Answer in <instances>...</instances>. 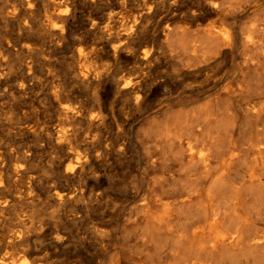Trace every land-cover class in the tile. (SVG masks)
<instances>
[{"label":"rangeland","instance_id":"374dc122","mask_svg":"<svg viewBox=\"0 0 264 264\" xmlns=\"http://www.w3.org/2000/svg\"><path fill=\"white\" fill-rule=\"evenodd\" d=\"M147 1L0 0V232L31 212L25 243L49 264H187L180 234L234 196L264 223V55L247 41L264 0ZM222 24L230 42L207 32Z\"/></svg>","mask_w":264,"mask_h":264},{"label":"bare ground","instance_id":"6f19581e","mask_svg":"<svg viewBox=\"0 0 264 264\" xmlns=\"http://www.w3.org/2000/svg\"><path fill=\"white\" fill-rule=\"evenodd\" d=\"M125 1V0H124ZM151 1V0H150ZM159 1V0H158ZM157 1V2H158ZM163 1V0H162ZM160 1V2H162ZM206 1V0H204ZM156 2V3H157ZM159 2V3H160ZM166 2V0H165ZM164 2V3H165ZM171 2V1H170ZM174 2H176L174 0ZM121 3V2H119ZM128 3V2H127ZM158 3V4H159ZM204 3V2H203ZM231 0H208L206 2V6L208 7L207 10H213V11H218L219 9L224 8L225 6H230L232 5ZM157 4V6H158ZM163 4V3H162ZM235 4V3H234ZM122 5V4H121ZM124 5V4H123ZM145 5H147V10L146 12H149L151 10V3H149L147 0H145ZM169 5V4H168ZM177 5V4H176ZM179 6V5H178ZM154 7V6H152ZM227 7V8H228ZM40 8V7H39ZM157 8V7H156ZM137 9V8H136ZM150 9V10H149ZM155 9V8H154ZM162 9V8H161ZM177 9V8H176ZM229 9V8H228ZM167 10V8H166ZM165 10V12H166ZM162 11V10H161ZM221 11V10H220ZM108 12V11H107ZM136 12V11H135ZM163 12V13H165ZM197 12V10H196ZM211 12V11H210ZM222 12V11H221ZM195 13V11H194ZM225 13V12H224ZM31 14V13H30ZM150 14V12H149ZM193 14V13H192ZM35 15V14H34ZM111 15V14H110ZM145 15V14H144ZM143 14H140L139 18L144 16ZM195 15V14H194ZM106 16V14H105ZM26 18V17H25ZM43 19V18H42ZM109 20H111L109 18ZM166 20V19H165ZM53 21V20H52ZM104 22V21H103ZM106 22V21H105ZM104 22V23H105ZM108 22V21H107ZM107 22L105 24H107ZM94 23V22H93ZM126 23V22H125ZM137 19H134V24L132 23L129 27V32L132 33L137 27H138ZM162 23V22H161ZM165 23V22H163ZM57 24V22H56ZM92 25V24H91ZM109 25V24H108ZM142 26V24H140ZM162 25V24H161ZM106 26V25H105ZM104 26V28H105ZM13 27V26H12ZM25 27V26H24ZM41 27V26H40ZM163 29L166 32L171 31V25H163ZM57 28V27H56ZM62 28V27H61ZM60 28V29H61ZM93 28V27H92ZM140 28V27H138ZM257 34L253 35L254 32H250V34L247 37L248 42L252 43H259L260 50H262V53L264 55V23L263 22H258L257 23ZM176 29V28H175ZM140 30V29H139ZM95 31V30H94ZM137 31V30H136ZM128 32V33H129ZM207 32L209 35L216 36L217 39H220L222 42H230L233 37H232V32L229 27L226 25H221L219 28L215 26H211L207 28ZM60 33V32H59ZM177 33V31H176ZM166 34V33H165ZM135 35V34H134ZM170 35V34H168ZM61 36V35H60ZM132 36V35H131ZM113 40V39H112ZM114 42V41H113ZM188 43V42H187ZM199 45V44H198ZM258 47V46H256ZM80 50V49H79ZM78 51V50H77ZM81 52H83L81 50ZM176 52V51H175ZM2 53V52H1ZM2 55V54H1ZM3 56V55H2ZM254 60V57H252ZM251 59V58H250ZM258 60V58H256ZM251 61V60H250ZM260 61V60H259ZM90 62V61H89ZM258 62V61H256ZM261 62V61H260ZM25 63V62H24ZM88 64V63H87ZM91 64V63H90ZM261 64V63H260ZM86 65V64H85ZM10 66V65H9ZM260 66V65H259ZM17 67V66H16ZM108 69V68H107ZM2 71H4L2 69ZM13 71V70H12ZM2 74V73H1ZM96 74V73H95ZM5 76V75H4ZM7 76V75H6ZM84 79V78H83ZM138 84V83H137ZM199 84V83H198ZM57 91V90H56ZM255 92V91H254ZM260 92V91H259ZM262 93V92H260ZM263 94H260L261 96ZM258 96V95H257ZM151 97V96H150ZM97 99V98H96ZM256 98H248L246 102V110L251 113H255L256 110H258L259 105L258 103L260 100H255ZM104 100V99H103ZM107 102V101H106ZM113 106V105H112ZM91 108V107H90ZM112 109V108H111ZM114 115V114H113ZM43 118V117H42ZM47 120V119H46ZM51 123V122H50ZM181 124V123H180ZM202 129V128H201ZM170 130V129H169ZM155 135V134H154ZM143 136V135H142ZM63 137V136H62ZM144 137V136H143ZM50 138V137H49ZM173 139V138H172ZM216 141V140H215ZM175 144V143H174ZM198 146V145H197ZM264 146V145H263ZM196 148V146H194ZM260 147V146H259ZM262 147V146H261ZM192 150L190 152L191 156L192 155H197L203 164L207 166L210 163L211 159V148L202 146L197 147L198 149H193V147H190ZM188 149V148H187ZM262 150V149H261ZM189 152V151H188ZM189 155V154H188ZM190 157V156H189ZM193 157V156H192ZM190 157V158H192ZM4 158V157H3ZM174 161V160H173ZM200 161V162H201ZM73 166V165H72ZM75 167V166H74ZM184 167V166H183ZM187 167V166H186ZM242 167V166H241ZM13 167H9V169ZM7 169V168H6ZM5 169V170H6ZM249 169V168H248ZM8 170V169H7ZM14 169L13 171H15ZM12 171V172H13ZM258 171V170H257ZM256 171L255 168L251 171L250 175L253 178H256L258 176V172ZM250 172V171H249ZM16 173V172H15ZM1 174V173H0ZM3 174V173H2ZM12 174V173H11ZM16 175V174H15ZM14 175V176H15ZM3 176V175H2ZM8 177V175H6ZM9 176H11L9 174ZM4 177V176H3ZM10 178V177H9ZM223 178V177H222ZM1 179V178H0ZM251 179V178H250ZM249 179V180H250ZM251 179V180H252ZM223 180V179H222ZM255 180V179H253ZM261 181V180H259ZM219 182V181H218ZM257 183V180H255ZM225 183V182H224ZM160 184V183H159ZM219 184V183H218ZM241 184V183H240ZM252 184V182H251ZM237 185V184H236ZM1 186V185H0ZM213 186V185H212ZM223 187V186H222ZM17 188V187H16ZM15 188V189H16ZM216 188V187H214ZM228 188V187H227ZM6 189V188H5ZM160 189V188H159ZM234 189V188H233ZM232 189V190H233ZM240 189V188H239ZM238 188H235V194L238 197L239 194H241L240 190ZM212 190L209 191V196H213L214 191ZM220 190V188H219ZM231 190V189H230ZM217 192V188H216ZM221 192V190H220ZM219 192V193H220ZM11 193V192H10ZM65 193V192H64ZM189 193V192H188ZM187 193V194H188ZM200 193V192H199ZM218 193V194H219ZM217 194V193H216ZM232 194L233 191H232ZM264 194V193H263ZM63 194H60L62 197ZM66 195V194H65ZM197 195V193H196ZM199 195V194H198ZM224 195V194H223ZM186 196V195H185ZM190 196V195H189ZM200 196V195H199ZM181 197V196H180ZM197 197V196H196ZM195 197V198H196ZM230 197V196H229ZM228 197V198H229ZM233 197V196H232ZM231 197V198H232ZM263 197V196H262ZM59 198V197H58ZM177 198V196H176ZM179 198V197H178ZM183 200L181 202L185 201L186 199L182 197ZM187 198V197H186ZM189 198V197H188ZM202 198V197H201ZM227 198V199H228ZM241 198V197H240ZM181 199V198H180ZM238 198L235 199L232 198L230 201H223L222 199L219 200L221 202H214V199L212 202L215 204L212 205L210 209L206 207L204 210L205 212L203 215L199 218L194 219L191 221V227L188 232L186 233H181L180 231V239L184 240L189 248L193 252L192 259L188 260L187 264H225V261L229 259L230 261L229 264H264V223L262 226L256 228V229H251L249 227V220L247 218H242L243 215H241L240 209L238 208L239 202H236ZM177 201V199H175ZM191 200V199H190ZM212 200V199H211ZM13 200L10 198L1 195L0 194V211L5 210L6 208L9 207V205ZM163 201V200H162ZM170 201V200H169ZM189 201V200H187ZM192 201V200H191ZM196 201V200H195ZM240 201V200H239ZM165 202V201H164ZM172 202V201H171ZM178 202V201H177ZM176 202V203H177ZM186 202V201H185ZM210 202V201H209ZM250 202V201H249ZM63 203V202H62ZM163 203V202H162ZM167 203V202H165ZM191 203V202H190ZM195 203V202H194ZM204 203V202H203ZM164 204V203H163ZM168 205L165 207L160 206V207H165L164 212L161 214L157 213L158 215H154L152 211L148 213V218L155 217L154 221L157 223V225H161L162 221H165L170 214L171 211V206L170 204L167 203ZM192 204V203H191ZM205 204V203H204ZM12 206L14 204H11ZM148 205V204H147ZM159 205V202H158ZM173 205V204H172ZM176 205V204H175ZM182 205V204H181ZM196 205V204H195ZM24 206V205H23ZM28 206V205H27ZM186 206V205H185ZM191 206V205H190ZM206 206V205H205ZM192 207V206H191ZM21 208V207H20ZM175 208V207H174ZM179 208V207H178ZM8 209H11L9 207ZM15 209V208H14ZM23 209V207L21 208ZM21 209H18L21 210ZM27 209H30L27 208ZM149 209H152L149 207ZM192 209V208H191ZM191 209H187L192 211ZM194 209V207H193ZM197 209V208H196ZM199 209V208H198ZM197 209V210H198ZM33 210V208H32ZM31 210V211H32ZM147 210V209H146ZM162 210V209H160ZM178 210V209H176ZM197 210L195 212H197ZM23 211V210H22ZM27 211V210H26ZM186 211V210H185ZM17 212V210H16ZM30 212V211H29ZM176 212V211H175ZM181 212V211H180ZM184 212V211H183ZM189 212V211H188ZM200 212V211H199ZM2 213V212H1ZM15 213V212H14ZM28 212L23 213H16L17 214V219H15L14 216H12L15 220L13 223L10 219V221L13 223L9 227H7L6 230H2L0 232V264H49L45 258L42 257H37L35 254H33L32 250L26 245V233L29 229V223L32 224V214L30 212L29 216H27ZM174 213V212H173ZM194 213V212H192ZM13 214V215H16ZM180 214V213H179ZM186 214V212H185ZM190 215L189 213L186 214L185 217ZM193 215V214H192ZM35 216V214H34ZM49 216V215H48ZM194 218V215L192 216ZM246 217V216H244ZM11 218V217H10ZM147 218V217H146ZM191 218V216H190ZM34 219V218H33ZM52 219V218H51ZM153 219V218H152ZM172 220V219H171ZM189 220V219H188ZM35 221V220H34ZM146 221V219H145ZM186 221V220H185ZM190 221V220H189ZM169 223V222H168ZM172 223V222H171ZM193 223V224H192ZM166 224V223H165ZM186 224H188L186 222ZM189 224V226H190ZM33 225V224H32ZM163 225V224H162ZM168 225V224H167ZM34 226V225H33ZM184 226V225H183ZM187 227V225H185ZM161 228V227H160ZM181 228V227H180ZM33 228H31L32 231ZM177 230V228H175ZM153 230V229H152ZM174 231V230H173ZM178 231V230H177ZM30 233V232H29ZM28 233V234H29ZM175 233V232H174ZM176 234H178L176 232ZM179 235V234H178ZM28 238V237H27ZM31 240V238H30ZM148 240V239H147ZM33 242V241H31ZM146 242V241H145ZM141 243V242H140ZM146 246V244H145ZM32 247V246H31ZM37 247V246H35ZM47 248V247H46ZM37 249V248H36ZM44 249V248H43ZM190 250V251H191ZM45 251V250H44ZM18 252L21 253L22 257L16 256L14 253ZM47 252V251H45ZM36 253V252H35ZM48 253V252H47ZM39 254V253H38ZM45 255V254H42ZM49 255V254H48ZM51 257V256H50ZM59 257V256H58ZM58 257H55L56 259ZM144 257V256H143ZM54 257H52L51 261H53ZM145 258V257H144ZM60 259V257L58 258ZM49 260V259H48ZM62 261V260H61ZM60 261V262H61ZM156 262V261H155ZM52 264V263H51Z\"/></svg>","mask_w":264,"mask_h":264}]
</instances>
